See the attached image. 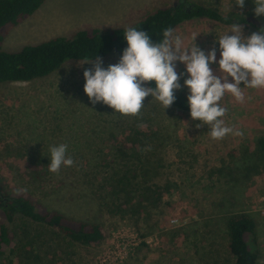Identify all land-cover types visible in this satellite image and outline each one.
I'll use <instances>...</instances> for the list:
<instances>
[{
  "label": "rangeland",
  "instance_id": "374dc122",
  "mask_svg": "<svg viewBox=\"0 0 264 264\" xmlns=\"http://www.w3.org/2000/svg\"><path fill=\"white\" fill-rule=\"evenodd\" d=\"M175 1L44 0L8 30L1 48L18 51L56 36L71 37L80 29L126 28ZM186 3L223 15L257 17L253 0H245L243 8L235 0ZM257 18L264 21V15ZM231 25L197 17L180 23L173 36L181 37L182 47L195 43L206 54L216 48L219 60L217 38ZM241 25L245 36L259 31ZM120 57L110 53L101 58L102 66ZM86 61L94 60L71 59L45 77L0 82V180L2 191H24L47 210L100 223L104 237L84 245L17 215L13 223L6 222L15 238L4 248L0 264H233L227 221L238 212L254 219V247L258 264H264V158L255 154L256 142L264 136V88L241 84L243 102L225 95L222 119L243 135L214 140L207 125L196 127L199 120L173 105L164 110L150 95L138 116L122 115L102 102L92 104L84 92L83 72L93 65ZM176 64L178 74L185 72L183 63ZM210 67L219 75L217 64ZM185 78L186 72L179 90L188 95ZM137 130L149 135L141 162H124L122 150L127 151ZM60 143L68 145L67 155L75 163L56 174L48 170L49 148ZM127 168L129 180L115 196L109 187L112 177H122ZM127 194L133 199L124 207ZM5 221L0 212V222Z\"/></svg>",
  "mask_w": 264,
  "mask_h": 264
},
{
  "label": "clouds",
  "instance_id": "9594fccd",
  "mask_svg": "<svg viewBox=\"0 0 264 264\" xmlns=\"http://www.w3.org/2000/svg\"><path fill=\"white\" fill-rule=\"evenodd\" d=\"M253 3L254 14L257 17L264 15V0H253ZM235 4L243 8L245 0H235ZM173 31L171 27L165 28L162 39L154 42L147 31L134 26L125 28L123 35L127 47L117 63L105 68L99 57L86 61L93 65L83 72L84 92L89 100L92 104L102 102L122 115L138 116L144 99L150 95L165 110L176 100L174 91L181 89L179 81L186 72L183 83L188 88L190 116L200 122L196 127L207 125L214 140L228 134L242 136L241 130L225 125L222 117L227 108L220 101L226 94H231L243 102L241 84L245 88H264V28L245 36L242 25L233 23L217 38L219 60L216 48L206 54L195 43L182 47L181 37L173 36ZM177 61L185 65V72L177 73ZM211 64L218 65L219 75ZM152 81H155V87L148 86ZM67 149L65 143L50 146V172L58 174L62 166L74 165Z\"/></svg>",
  "mask_w": 264,
  "mask_h": 264
},
{
  "label": "trees",
  "instance_id": "16d2710c",
  "mask_svg": "<svg viewBox=\"0 0 264 264\" xmlns=\"http://www.w3.org/2000/svg\"><path fill=\"white\" fill-rule=\"evenodd\" d=\"M43 1L0 0V82L31 81L57 71L67 60H95L96 57L102 58L113 52L121 56L123 49L127 47L123 35L125 28L108 32L92 28L77 30L71 37L56 36L37 44L25 45L18 51L3 50L1 45L8 30L36 11ZM197 17H206L224 24H250L258 30L264 28V21L250 13L223 15L215 8L183 1L158 7L132 26L147 31L155 42L162 39L165 28L174 29L183 21ZM148 86L155 87V81L149 82ZM174 94L176 100L172 105L190 114L187 95L181 90H175ZM148 138L147 132L135 131L127 151L122 150L126 155L124 162H133L132 158L141 162L142 150L147 145ZM255 154L264 158V136L258 138ZM129 171L130 168L124 170L120 178L112 177L116 173L111 175L114 183L109 187L113 195L119 196L124 191L130 177V173L127 174ZM3 189L0 180V212L6 220L0 222V256L5 247L14 243L15 233L8 223H13L17 215L54 227L67 238L84 245L98 243L104 237L100 223L76 220L62 212L47 210L24 191L7 193ZM131 199V195H125L124 207ZM255 228L254 219L246 212L234 213L228 217V249L233 264H258V254L254 247Z\"/></svg>",
  "mask_w": 264,
  "mask_h": 264
},
{
  "label": "flooded vegetation",
  "instance_id": "af4514ba",
  "mask_svg": "<svg viewBox=\"0 0 264 264\" xmlns=\"http://www.w3.org/2000/svg\"><path fill=\"white\" fill-rule=\"evenodd\" d=\"M181 1H183V2L186 3V0H176L175 3H177V2H181Z\"/></svg>",
  "mask_w": 264,
  "mask_h": 264
}]
</instances>
